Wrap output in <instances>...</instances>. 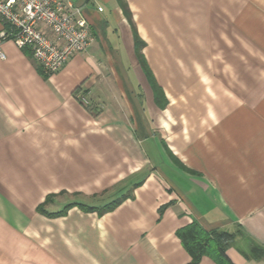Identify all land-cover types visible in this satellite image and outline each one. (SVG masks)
<instances>
[{"label": "crops", "instance_id": "0c3cea01", "mask_svg": "<svg viewBox=\"0 0 264 264\" xmlns=\"http://www.w3.org/2000/svg\"><path fill=\"white\" fill-rule=\"evenodd\" d=\"M72 3L94 40L55 73L0 37V264H187L192 221L264 264V0Z\"/></svg>", "mask_w": 264, "mask_h": 264}, {"label": "built area", "instance_id": "2783aa9c", "mask_svg": "<svg viewBox=\"0 0 264 264\" xmlns=\"http://www.w3.org/2000/svg\"><path fill=\"white\" fill-rule=\"evenodd\" d=\"M82 9L70 0H0V37L27 49L43 72L55 73L94 40Z\"/></svg>", "mask_w": 264, "mask_h": 264}, {"label": "trees", "instance_id": "16d2710c", "mask_svg": "<svg viewBox=\"0 0 264 264\" xmlns=\"http://www.w3.org/2000/svg\"><path fill=\"white\" fill-rule=\"evenodd\" d=\"M123 7L125 13H127L125 6ZM125 197L126 196L114 199L101 206L86 205L80 203L77 204L86 210H95L97 211V213L102 214L113 209ZM50 199L51 196H47L44 203L39 206V210L41 212L46 213L42 207ZM71 205H73V203L66 204L63 210L57 212L56 214L64 213L65 210ZM176 235L191 257V260L187 264H197L203 256L212 258L217 264H234L225 253V248L231 243V240H233L234 238V235L232 233L223 231L208 232L205 231L197 222L192 221L190 224L177 229ZM249 253L252 258L261 259L264 255V249L252 245L249 248Z\"/></svg>", "mask_w": 264, "mask_h": 264}, {"label": "rangeland", "instance_id": "374dc122", "mask_svg": "<svg viewBox=\"0 0 264 264\" xmlns=\"http://www.w3.org/2000/svg\"><path fill=\"white\" fill-rule=\"evenodd\" d=\"M90 202H97V201H99V198H91L90 200H89ZM233 235H234V237L235 238H237L238 237V233H239V230H238V228L237 227H235L234 229H233Z\"/></svg>", "mask_w": 264, "mask_h": 264}, {"label": "water", "instance_id": "95a60500", "mask_svg": "<svg viewBox=\"0 0 264 264\" xmlns=\"http://www.w3.org/2000/svg\"><path fill=\"white\" fill-rule=\"evenodd\" d=\"M70 1H72V2H76V0H70Z\"/></svg>", "mask_w": 264, "mask_h": 264}]
</instances>
